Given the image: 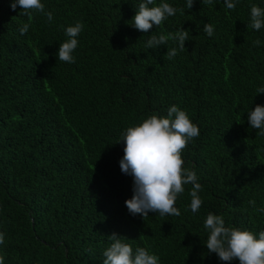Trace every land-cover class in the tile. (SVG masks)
<instances>
[{
    "label": "trees",
    "instance_id": "obj_1",
    "mask_svg": "<svg viewBox=\"0 0 264 264\" xmlns=\"http://www.w3.org/2000/svg\"><path fill=\"white\" fill-rule=\"evenodd\" d=\"M13 0H0V245L4 264H102L112 233L158 264H225L206 248L208 213L226 226L264 231V137L247 112L264 106V27L250 25L253 4L238 0H154L177 9L142 33L127 22L142 0H41L53 21ZM150 6V7H151ZM183 9V11H180ZM77 21L75 63L55 53ZM29 23L28 33L18 28ZM214 26L208 37L203 25ZM189 31L172 59L169 40L147 49V37ZM259 39L261 44L254 46ZM176 105L199 127L182 151L195 170L203 203L189 207L192 185L176 200L179 216L129 214L132 178L121 172L126 128ZM255 201V208L249 204ZM231 264H239L232 261Z\"/></svg>",
    "mask_w": 264,
    "mask_h": 264
},
{
    "label": "clouds",
    "instance_id": "obj_2",
    "mask_svg": "<svg viewBox=\"0 0 264 264\" xmlns=\"http://www.w3.org/2000/svg\"><path fill=\"white\" fill-rule=\"evenodd\" d=\"M201 3L211 4L212 0H200ZM238 0H223L227 9L236 7ZM194 0H186V7L191 9ZM154 5V0H142L138 10L127 23L136 30L147 33L155 25L159 27L168 17L174 16L177 9L168 3L161 2ZM20 7L23 14L32 18V10L42 13L47 21H53V13L45 11L41 0H13L10 7L13 11ZM151 6V7H150ZM183 11V9H180ZM259 31L264 27V8L253 4L250 8V25ZM29 23H23L18 31L20 35L28 33ZM84 25L77 21L74 25L67 26L64 31L67 39L59 44L55 56L65 63H75L74 50L78 47L77 37L82 32ZM203 31L208 37L214 34V26L206 23ZM173 41L177 47L167 50L166 57L172 59L179 51H185V41L189 40V31L181 30L168 35H153L147 37L145 47L153 49ZM261 41H253L254 46H259ZM257 93H264V86L257 88ZM247 122L252 129L258 130L256 135L264 137V106L256 105L247 112ZM199 136V127L194 124L186 111L172 105L167 109V116L155 113L137 125L126 128L120 134L117 143L123 144V157L119 167L123 174L132 178V196L126 200L125 206L130 215L147 217L149 213L160 216H179L180 211L175 207L176 200L185 191L184 185L191 184L189 193L191 197L190 209L196 213L203 201L198 195L201 184L195 170L183 167L182 151L188 143ZM255 208V201H249ZM264 213V208H256ZM204 230L208 233L206 248L209 253H215L218 259L225 264L238 261L239 264H264V231L257 235L248 230L226 226L221 215L208 213L203 223ZM111 242L103 251L102 264H158L159 257L150 254L143 247L133 250L126 238L112 233L107 237ZM5 243V234L0 232V245ZM0 264H4V256L0 255Z\"/></svg>",
    "mask_w": 264,
    "mask_h": 264
}]
</instances>
